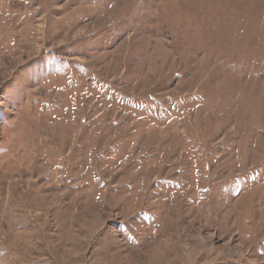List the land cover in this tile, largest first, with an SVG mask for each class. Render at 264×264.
Returning <instances> with one entry per match:
<instances>
[{
	"label": "rangeland",
	"instance_id": "rangeland-1",
	"mask_svg": "<svg viewBox=\"0 0 264 264\" xmlns=\"http://www.w3.org/2000/svg\"><path fill=\"white\" fill-rule=\"evenodd\" d=\"M0 264H264V0H0Z\"/></svg>",
	"mask_w": 264,
	"mask_h": 264
}]
</instances>
